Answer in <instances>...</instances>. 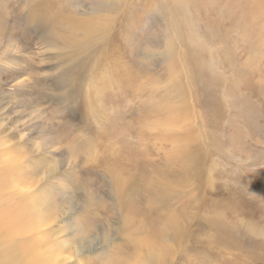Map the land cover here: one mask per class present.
I'll use <instances>...</instances> for the list:
<instances>
[{
    "label": "rangeland",
    "instance_id": "rangeland-1",
    "mask_svg": "<svg viewBox=\"0 0 264 264\" xmlns=\"http://www.w3.org/2000/svg\"><path fill=\"white\" fill-rule=\"evenodd\" d=\"M260 1L0 0V264H264Z\"/></svg>",
    "mask_w": 264,
    "mask_h": 264
},
{
    "label": "bare ground",
    "instance_id": "bare-ground-1",
    "mask_svg": "<svg viewBox=\"0 0 264 264\" xmlns=\"http://www.w3.org/2000/svg\"><path fill=\"white\" fill-rule=\"evenodd\" d=\"M219 1V0H218ZM221 1H225V0H221ZM178 3V2H177ZM220 3V2H219ZM244 3V2H243ZM215 4V3H214ZM225 4V3H224ZM240 5V4H239ZM239 5H237V6H239ZM176 6H177V4H176ZM248 6V5H247ZM241 8H242V6H240ZM247 9V7H245L244 6V9ZM248 8H249V6H248ZM258 8H259V10H262V9H264V6H262V2L260 1V3H259V5H258ZM240 9V8H239ZM243 9V8H242ZM237 13H239V12H237ZM246 15V14H245ZM245 18V17H244ZM242 19V18H241ZM238 22V21H237ZM236 22V23H237ZM240 22V21H239ZM238 24V23H237ZM236 24V25H237ZM244 24H246V23H244ZM259 28H262V27H258V30H259ZM241 29V28H240ZM261 31V30H260ZM264 35V34H263ZM262 37V36H261ZM264 40V39H263ZM261 43V42H260ZM172 44V43H171ZM201 54L199 53V56H200ZM152 191V190H151ZM154 192V191H153ZM170 199V198H169ZM175 219V218H174ZM177 221V220H176ZM175 221V222H176ZM174 222V220L172 219V217H171V220H170V224L167 226V227H163L162 229L163 230H165L167 233H177L179 230H178V224H176ZM15 250V249H14ZM20 253V252H19Z\"/></svg>",
    "mask_w": 264,
    "mask_h": 264
}]
</instances>
